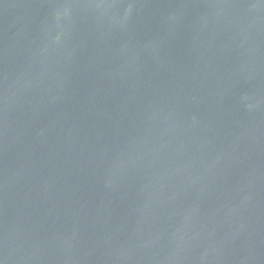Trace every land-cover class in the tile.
Returning <instances> with one entry per match:
<instances>
[{
	"label": "water",
	"instance_id": "water-1",
	"mask_svg": "<svg viewBox=\"0 0 264 264\" xmlns=\"http://www.w3.org/2000/svg\"><path fill=\"white\" fill-rule=\"evenodd\" d=\"M0 264H264V0H0Z\"/></svg>",
	"mask_w": 264,
	"mask_h": 264
}]
</instances>
